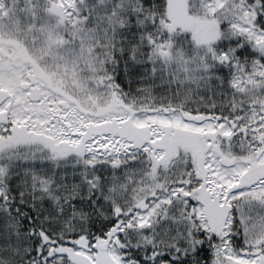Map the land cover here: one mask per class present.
I'll return each instance as SVG.
<instances>
[{"label":"snow or ice","instance_id":"obj_1","mask_svg":"<svg viewBox=\"0 0 264 264\" xmlns=\"http://www.w3.org/2000/svg\"><path fill=\"white\" fill-rule=\"evenodd\" d=\"M0 264H264V0H0Z\"/></svg>","mask_w":264,"mask_h":264}]
</instances>
